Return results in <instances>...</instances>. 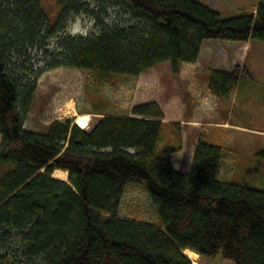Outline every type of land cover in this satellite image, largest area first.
Listing matches in <instances>:
<instances>
[{"label": "trees", "instance_id": "1", "mask_svg": "<svg viewBox=\"0 0 264 264\" xmlns=\"http://www.w3.org/2000/svg\"><path fill=\"white\" fill-rule=\"evenodd\" d=\"M58 1L51 22L40 0H0V264H264V187L220 179L223 143L207 131L189 171L176 169L170 154L181 149L182 127L162 120L157 102L135 105L133 116L105 114L89 129L70 117L43 132L24 126L46 71L138 77L169 61L178 74L205 39L264 41V0L231 16L198 0ZM110 9L115 19L100 21ZM81 13L95 16L97 30L49 50L47 40ZM242 74L238 64L212 70L210 93L228 97ZM167 126L173 145H162ZM256 155L264 162V148ZM129 182L145 184L160 224L119 215Z\"/></svg>", "mask_w": 264, "mask_h": 264}, {"label": "rangeland", "instance_id": "2", "mask_svg": "<svg viewBox=\"0 0 264 264\" xmlns=\"http://www.w3.org/2000/svg\"><path fill=\"white\" fill-rule=\"evenodd\" d=\"M40 1L49 20L54 22L61 8L59 1ZM198 1L214 7L223 16H231L251 10L260 0ZM110 10L109 16L99 12V20L115 19L117 11ZM97 22L93 14L73 16L60 33L47 40V48L55 49L63 36L96 31ZM42 50L35 48L33 54L40 58ZM235 64L243 74L232 93L228 97H216L210 91L205 94L202 77L214 69L231 70ZM153 101L163 111L162 120L181 124V149L170 154L177 169L189 171L196 136L207 131L210 140L220 139L223 143L220 179L264 187V162L258 161L256 155L264 148V41L260 39L247 42L205 39L198 60L193 64L181 63L178 74L172 72L169 61L151 67L138 77L125 74L101 77L95 70L69 67L46 71L38 81L24 126L43 132L54 119L70 117L80 126L81 118L85 117L83 128L89 129L105 114L133 116L131 110L135 105ZM173 132L171 127L165 128L162 145L176 143ZM52 175L68 180L65 170L56 169ZM119 215L152 224L162 222L145 184L140 182L127 184ZM184 253L197 262L195 252L185 249Z\"/></svg>", "mask_w": 264, "mask_h": 264}, {"label": "crops", "instance_id": "3", "mask_svg": "<svg viewBox=\"0 0 264 264\" xmlns=\"http://www.w3.org/2000/svg\"><path fill=\"white\" fill-rule=\"evenodd\" d=\"M185 64H193V63H183V65H185ZM209 73L208 74H205L202 78H203V80H204V86H205V90H204V92H206L205 94H209V89H208V85H207V77H209ZM180 76V75H179ZM137 117H141V116H137ZM198 137H199V135H197L196 136V139H195V145H194V149H195V146H196V143H197V141H198ZM193 155H194V151H193V153H192ZM192 159H193V156H192ZM172 164H173V166H175V164L172 162ZM176 167V166H175ZM176 169H177V167H176ZM57 170H62V169H57ZM64 171V170H63ZM186 172H188V171H186Z\"/></svg>", "mask_w": 264, "mask_h": 264}, {"label": "bare ground", "instance_id": "4", "mask_svg": "<svg viewBox=\"0 0 264 264\" xmlns=\"http://www.w3.org/2000/svg\"><path fill=\"white\" fill-rule=\"evenodd\" d=\"M81 126V125H80ZM81 127H83V126H81ZM198 261V260H197ZM197 263V262H196Z\"/></svg>", "mask_w": 264, "mask_h": 264}]
</instances>
